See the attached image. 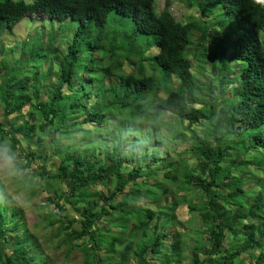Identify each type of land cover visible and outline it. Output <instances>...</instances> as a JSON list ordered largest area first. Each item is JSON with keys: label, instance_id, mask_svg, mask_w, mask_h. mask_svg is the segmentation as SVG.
Masks as SVG:
<instances>
[{"label": "trees", "instance_id": "16d2710c", "mask_svg": "<svg viewBox=\"0 0 264 264\" xmlns=\"http://www.w3.org/2000/svg\"><path fill=\"white\" fill-rule=\"evenodd\" d=\"M178 1L196 16L175 19L168 0L160 12L155 0H0V34L25 16L76 25L61 36L51 26L42 54L21 44L0 48V117L7 121L0 122V138L23 156L28 180L44 181L39 197L50 210L44 221L71 231L84 264H181V200L146 205L177 182L192 194L182 201L201 223L190 264H264V2ZM112 11L118 24L109 28ZM58 39L66 42L64 52ZM29 54L50 62L32 78ZM173 117L191 131L208 125L212 134L195 138L197 146L176 161L157 147L161 125ZM102 131L111 144L98 138ZM172 139L193 137L177 132ZM53 156L58 164H50ZM189 158L193 167L179 175ZM153 170L162 172L161 182L144 181ZM251 177L255 193L245 187ZM99 183L112 191L96 192ZM124 192L125 203H114ZM0 200V264H47L36 261V239L1 186ZM108 209L119 231L95 234ZM106 250L114 256L103 258Z\"/></svg>", "mask_w": 264, "mask_h": 264}, {"label": "rangeland", "instance_id": "374dc122", "mask_svg": "<svg viewBox=\"0 0 264 264\" xmlns=\"http://www.w3.org/2000/svg\"><path fill=\"white\" fill-rule=\"evenodd\" d=\"M166 0H155L156 3V9L157 12H160L164 8ZM169 1V11L171 15L177 19L182 21V23H186L189 16H196L194 10L186 9L185 5L182 2H179L178 0H168ZM114 12L112 11L109 16L108 24L107 26L109 28H114L118 23L114 20L115 15H113ZM125 21H127V18H124ZM51 26L54 28V30L58 33H60V36L65 34H69V31L74 28L75 23H71L70 21H64V22H57V21H49L48 19H41V18H35V17H28L25 16L21 22L14 27L12 31H4L2 34H0V48L4 47V51L7 50V48L14 47L17 44H21V46H24L25 48L28 47L29 49L35 51V53L42 54L44 52H41L44 50V46L46 44V40H48L49 31L51 29ZM128 25H119V27L123 30V28ZM99 29H95L94 36L98 35ZM104 29L101 30V33H103ZM60 38V37H59ZM151 37L148 38L150 41ZM27 42V43H26ZM56 46L60 49V51L64 52L66 48V42L60 41L59 39L56 41ZM27 51V49L25 50ZM42 57V55H41ZM28 61L30 62V68L28 69L29 72H27V75L29 77H33L35 71H43L41 69H44L48 66L50 63L47 61V63H43V57L32 59L30 57V54L27 55ZM199 58V57H198ZM13 58L10 59V57H7V64L9 67L13 65ZM41 64V65H40ZM38 65L40 66V70H38ZM194 66H197V63L193 64ZM53 67L55 68L57 72L56 63H53ZM147 68H152L150 65L147 66ZM128 69V68H127ZM129 70V69H128ZM159 70H157V73ZM195 78L197 82L202 83L204 80L203 73L194 67L193 69ZM57 74V73H56ZM160 75V73H158ZM239 74H235L237 77ZM158 76V75H157ZM84 78V77H82ZM171 83H174L175 85L176 79L171 78ZM230 91H233L231 89ZM160 92V91H158ZM217 94V92H216ZM150 97V95H149ZM161 97V96H160ZM159 96L157 99L160 98ZM223 97H220V100L217 103V107L220 106L222 103ZM198 104L200 108L203 106V109L205 110V103L198 100ZM197 104V105H198ZM13 116L10 117V119ZM168 120V123L161 125L160 130V139L159 142L162 145H157L158 150L160 151V154L168 156V159L171 160H179V157L186 158L188 156V152H190L189 148L197 146V143L195 142V138L198 140L199 138L206 137V136H212L210 132H207L205 130V127H200L199 125L194 126L192 128L193 131L189 130L190 128L186 127L188 126L185 122L184 124L181 123V126L179 125L177 118L173 117ZM1 123H7V121L3 120L2 117H0ZM203 123V122H202ZM209 130L212 131L211 128ZM177 132H181L185 135V137L190 138L193 137V140L190 143L181 142L179 140L172 139V135H176ZM79 135V134H78ZM76 136V135H75ZM98 138L101 140L103 144H111L112 137L110 138L106 131H102L99 133ZM242 139V138H241ZM163 141V143H162ZM101 143V144H102ZM164 145V146H163ZM25 146V145H24ZM30 146H32V143H30ZM32 150L34 149L31 147ZM60 161L59 157L53 156L52 160L50 161V164H58ZM19 162L20 164H24V158L23 156H19ZM194 165L193 159H188L187 163L185 165L180 166V173L182 174L184 169L192 168ZM153 175H150L144 179L145 182L148 183H156L157 181H162V172L158 171L155 172L153 170ZM24 177L22 179L17 178H6V177H0V186L5 191L6 195L11 199L13 202V206H17L24 215L25 219V225L27 227L28 232L33 235V237L36 239V246L37 250L40 251V256L37 257L36 261H46L47 264H84V251L82 250L81 246H79L80 242L77 239L72 240L69 239L70 230L69 229H60L59 227L52 226V224H47L44 221L43 217H48V213H50L49 208L44 206L41 202L39 195L41 194L40 190L43 189V183L44 181L39 183V180L36 181H30L26 177V173L30 175V172L27 170H24ZM249 174V173H247ZM254 179L251 177L248 185H246V188H249L252 190L251 193H255V185L253 182ZM141 181V180H140ZM168 193L163 195L160 200L157 201V203H146V205L152 204V207H158L165 204V201L171 200L172 198H176L179 201L181 200V205L176 210V217L177 220H179L181 226H184L185 230L181 234L182 241L186 244L185 247L182 249V256L183 260L181 264H190V248L194 244L195 239L197 238L198 234L196 232L200 228V218L198 214L190 213L188 211V203H183V199L185 197H192L191 193L188 191L187 186H182L180 182H177V184L171 185V184H165ZM128 185H126L125 192L128 190ZM61 189L65 190L64 186H61ZM96 192H101L107 196L108 192L112 191V187H105L103 184L99 183L96 184L94 187ZM40 192V193H39ZM122 193L121 195H118L113 202H123L122 199L124 198V195L126 193ZM181 196V197H180ZM183 196V197H182ZM247 202L251 204V199H247ZM125 203V202H123ZM153 207V208H154ZM134 211V208H129ZM109 214H106L104 216V220L100 221L98 226L99 228L96 229L94 232L95 234L100 231L104 233V230L111 229L112 232L117 233L119 229H112L111 224L114 221H117L119 218L115 214H111L110 209ZM71 213V210H70ZM133 220L130 219V221L127 223L132 224ZM77 225V224H76ZM76 227H74L75 229ZM160 229H163L161 227ZM140 242L139 237L134 241V249L137 247V244ZM232 241H230L231 243ZM229 243V244H230ZM4 250H6L7 253H9L10 249L7 247V245H3ZM9 249V250H8ZM115 254V253H114ZM113 252H110L108 250L101 253L103 258H107L111 255V257L114 256ZM256 253H254L255 255ZM250 262L254 261V257L249 258ZM154 263V262H153ZM128 264H133L132 260L128 262ZM155 264V263H154Z\"/></svg>", "mask_w": 264, "mask_h": 264}, {"label": "clouds", "instance_id": "9594fccd", "mask_svg": "<svg viewBox=\"0 0 264 264\" xmlns=\"http://www.w3.org/2000/svg\"><path fill=\"white\" fill-rule=\"evenodd\" d=\"M255 2L261 3L264 0ZM24 175L14 143L8 137L0 138V177L22 179Z\"/></svg>", "mask_w": 264, "mask_h": 264}]
</instances>
